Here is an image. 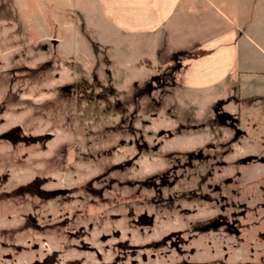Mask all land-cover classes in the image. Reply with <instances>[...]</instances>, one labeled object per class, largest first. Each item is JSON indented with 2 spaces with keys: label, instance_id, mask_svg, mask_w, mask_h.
<instances>
[{
  "label": "rangeland",
  "instance_id": "374dc122",
  "mask_svg": "<svg viewBox=\"0 0 264 264\" xmlns=\"http://www.w3.org/2000/svg\"><path fill=\"white\" fill-rule=\"evenodd\" d=\"M97 1L0 0V264H264V82L190 90Z\"/></svg>",
  "mask_w": 264,
  "mask_h": 264
},
{
  "label": "crops",
  "instance_id": "0c3cea01",
  "mask_svg": "<svg viewBox=\"0 0 264 264\" xmlns=\"http://www.w3.org/2000/svg\"><path fill=\"white\" fill-rule=\"evenodd\" d=\"M105 19L124 35L151 38L154 50L176 55L190 70V90L227 93L244 101V82H264V0H98ZM256 14V15H255ZM258 15V16H257ZM255 16V18H254ZM178 55L180 59H178ZM261 66V67H260ZM227 89L213 90L230 80ZM239 82L241 87H239ZM213 88V89H212ZM237 97V98H236Z\"/></svg>",
  "mask_w": 264,
  "mask_h": 264
},
{
  "label": "trees",
  "instance_id": "16d2710c",
  "mask_svg": "<svg viewBox=\"0 0 264 264\" xmlns=\"http://www.w3.org/2000/svg\"><path fill=\"white\" fill-rule=\"evenodd\" d=\"M155 78H157V77H153V79H155ZM93 82L95 83V84L93 83L94 85H98V83H96L94 80H93ZM148 90H150V83L147 84L146 81H145V83H142L141 85L137 86V88L135 87V89L133 90L134 93H132V96L142 97V95H146V93L148 92ZM117 102H118V100H117ZM118 107L119 106H117V108ZM129 131H134V130L133 129H129ZM133 145H134V148H132V150H136V152H140V150L147 149V144L144 145V142L141 139V137L136 138L134 140V144ZM149 149H152L153 150V149H155V147L149 146ZM186 154H187V156H186L187 158H185L182 161H180L179 159L178 160L175 159L174 162L172 164H170V166H169V167H171L170 172H173V173H169L168 176L169 175L172 176L173 180H171V182H173V183L174 182H177L181 178V174H182V172H179V174L176 175L174 173V169H176V168H182V169H184V168L190 167V165L192 166V160L195 158V155H193L191 151L190 152H186ZM170 158H169V160H170ZM126 161L129 162L128 159ZM165 171H168V169H165ZM163 172L164 171H161V174ZM153 174H157V173H153ZM195 176L196 177H200V179H201L202 177L207 176V173L206 174H204V173H196ZM200 179H199V181H200ZM188 191H190V190H187V191L186 190H181L180 192L181 193H183V192H186L187 193ZM214 222L215 221H212V220L210 221L209 228H212V227L215 226V225H213V224H215Z\"/></svg>",
  "mask_w": 264,
  "mask_h": 264
},
{
  "label": "water",
  "instance_id": "95a60500",
  "mask_svg": "<svg viewBox=\"0 0 264 264\" xmlns=\"http://www.w3.org/2000/svg\"><path fill=\"white\" fill-rule=\"evenodd\" d=\"M18 128H20V127H18ZM51 136L52 135L50 133H44L42 135L33 136L30 139L32 142H41V141L50 139ZM260 160L263 161V158L261 157ZM61 193H65V191L63 190V191H61Z\"/></svg>",
  "mask_w": 264,
  "mask_h": 264
},
{
  "label": "flooded vegetation",
  "instance_id": "af4514ba",
  "mask_svg": "<svg viewBox=\"0 0 264 264\" xmlns=\"http://www.w3.org/2000/svg\"><path fill=\"white\" fill-rule=\"evenodd\" d=\"M220 116V115H219ZM16 130H20V128L16 127ZM61 193V192H60ZM42 264H48V262L42 263Z\"/></svg>",
  "mask_w": 264,
  "mask_h": 264
}]
</instances>
